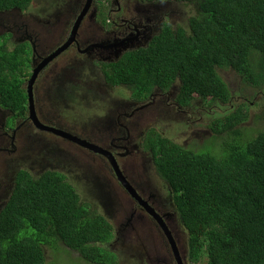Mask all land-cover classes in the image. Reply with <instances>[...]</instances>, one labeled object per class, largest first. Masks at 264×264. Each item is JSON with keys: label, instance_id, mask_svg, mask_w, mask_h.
I'll return each instance as SVG.
<instances>
[{"label": "trees", "instance_id": "trees-1", "mask_svg": "<svg viewBox=\"0 0 264 264\" xmlns=\"http://www.w3.org/2000/svg\"><path fill=\"white\" fill-rule=\"evenodd\" d=\"M171 1L190 7L183 26L160 28L145 50L105 69L106 81L133 84L137 99L156 86L182 106L216 102L221 117L207 126L215 133L212 143L224 142L220 154L208 146L184 147L154 129L143 146L172 192L188 264H264V124L242 128L249 117L241 102L246 96L226 107L234 94L220 76L231 68L254 88L264 82V0ZM30 2L0 0V12L25 11ZM8 37L0 36V106L25 117L27 50L7 47ZM249 104L259 106L257 99ZM87 207L63 174L19 170L7 202L0 203V264H44L43 246L54 239L81 255L93 245L102 255L99 264H115L118 256L104 246L114 237L112 223Z\"/></svg>", "mask_w": 264, "mask_h": 264}, {"label": "flooded vegetation", "instance_id": "flooded-vegetation-1", "mask_svg": "<svg viewBox=\"0 0 264 264\" xmlns=\"http://www.w3.org/2000/svg\"><path fill=\"white\" fill-rule=\"evenodd\" d=\"M154 1L156 0H91V2L59 0L58 3L50 4L47 12L41 17H37L36 20L41 21L39 28L33 26L31 21L29 25L25 21V19L29 20L25 14L26 10L12 8L0 13V28L5 30L3 35H9L8 41H12L11 49L24 45L27 50L26 83L38 69L31 84L34 105L37 98L40 101V105L35 108L38 121L70 136H62L53 130L43 129L42 137L48 142L45 144L48 150L43 148L41 158L48 161L53 156L63 154L64 145L72 147L69 155L72 160L78 161V165L87 173L92 189L103 184L101 186L109 197V205L113 207L116 201L120 202L122 210L116 213V224L123 227L124 217L127 215L130 219L126 221L131 220L132 217H139L141 219L140 226L137 224L139 228L146 229L153 238L165 240L164 246L161 244L164 251L157 253V259H161V263L188 264L184 261V255L180 250L178 254L171 250L169 240L164 233V229H169L172 222L169 211L165 209L170 208L167 204L173 199L168 185L165 183L168 193L162 189L156 195L146 181L127 179L129 175H143L153 181L161 178L155 168L153 155L145 148L142 149L140 143L135 142L134 139L142 137L144 143L149 130L154 129L151 128L153 124L150 123V126L146 124L147 115L156 118V113L166 114L169 106L181 108L167 90L155 88L147 98L137 99L136 94L128 86L110 85L104 73L105 69H110V65L113 64L111 62L118 60L124 52L129 50L126 53H134L145 50L152 39L161 32L160 28L165 25L172 28L183 26L175 23L176 20L172 17L176 12L174 1L156 3L149 6V9L141 6V2ZM50 8H54L55 12H50ZM141 13L148 14L147 20ZM10 15L12 17L7 18ZM172 18L174 22L169 24ZM56 51L58 53H55ZM87 73L91 76L85 75ZM102 86L111 89L124 88L129 91V95L124 96V93L118 92L121 97L110 98L105 107L99 109L88 108L77 111L66 107L69 101L80 95L104 101L109 98V94L102 89ZM164 106H167L165 111H163ZM219 116L220 114L215 115V111L201 115L198 119L201 126L202 121L204 122V127H200L199 130L209 135V138H214L215 133L207 125ZM161 120L157 123L160 124ZM28 122L37 128L28 118L27 113L25 117H19L9 111L5 115L0 113V161L17 150L16 134ZM192 133L193 131L189 132V138H192ZM218 135L216 134L217 138ZM171 137L167 138L179 143L176 135ZM79 143H94L108 150L122 170L126 178L124 181L134 189L138 197L133 196L120 180H115L118 178L117 174L104 155L89 147L80 146ZM36 149L38 153L40 148ZM82 154L85 155V161L82 159ZM38 157L39 154H36L37 159ZM106 181H110L109 186L104 185ZM14 186L13 180H5L4 191L7 189L10 191ZM140 190L146 193L142 195ZM148 216L156 221V226ZM158 220L163 223L162 228ZM138 233L144 232L139 231L136 234ZM143 238L147 239V236ZM167 248L172 258L171 262L166 254ZM141 255L143 257L142 253ZM150 261L153 262L151 259ZM143 262L142 260V264Z\"/></svg>", "mask_w": 264, "mask_h": 264}, {"label": "rangeland", "instance_id": "rangeland-1", "mask_svg": "<svg viewBox=\"0 0 264 264\" xmlns=\"http://www.w3.org/2000/svg\"><path fill=\"white\" fill-rule=\"evenodd\" d=\"M58 1L59 0H33L31 2V5H29L25 11L26 16L29 17V20L25 19V21H27L28 25H29V21H31L33 26L39 28L41 26L40 23L41 21L39 19L36 20L37 17H41L44 14V12H47L50 4L55 2L58 3ZM167 1L168 0H156L154 2H141V6L146 9H149V6H152L153 4L164 3ZM173 6L176 9V12L173 13L172 15V17L176 20L175 23L177 24H183V22L185 23L186 21L185 16L190 12V7L184 6L182 2H175V1L173 2ZM50 12H55V9L50 8ZM141 14L147 20L148 14L145 13H141ZM10 17H12V15L8 16L7 18ZM160 17H161V13H160ZM173 18L170 19L169 24H173L174 22ZM3 34H5V30L0 28V36ZM11 45H12L11 40L6 42L7 47L11 48ZM124 53L118 60L111 63L113 64L117 63L124 56ZM85 75L91 76L90 73H87ZM220 76L222 77L223 80H226L228 86L231 89L232 94H234L231 97L232 101L227 103L225 105L226 107H230L233 104L234 99L237 102V100H239V97L241 95H243L244 97L246 96V100H242L241 102L248 111L249 117L246 120L245 124L242 125V128L243 129L245 127L256 128L258 125L259 126L263 125L264 120L257 119V117L259 116V114L264 113V82L261 84L260 87L254 88L249 83L244 81V79L241 80L239 75L235 73L233 70H231V68L230 69L224 68V70H221ZM125 86H128V88L134 94L135 92L138 93L137 92L138 90L134 89L133 84L132 86L129 85H125ZM155 88L157 87L154 86L152 92L154 91ZM102 89L109 94V98H106L104 101H97L91 97L80 95V96H75L73 100L69 101L66 104V107L70 109H77V111H82V109H88V108L99 109L104 107L110 98L121 97V94H119L118 92L124 93V96L129 95V91L124 88L111 89L107 86H102ZM150 92L143 94L141 99L147 98ZM157 99H159V97H157ZM254 99L258 100L259 106L251 108L249 102L253 101ZM175 101L178 104V107H180L181 109H177L175 107L169 106L167 109V113L164 115H159L158 113H156L157 115L156 118H152L151 115H147L146 123L153 124L151 128H154L163 136L171 137V135H176L178 142L182 143L181 145L184 147L191 148L195 151H200L208 146L209 148H215V149L217 148V150H214V154H220L222 150H218V149L220 148L221 145L224 144V142H219L220 138H218L216 141L219 143L214 144L212 143L213 138H209V135L199 130L200 127L202 128L204 127V122L202 121V126H201V123L198 118L201 117V115H205L207 112L212 111L211 110L212 108L210 107H212L213 104L209 105L203 102L198 104L196 102V107H194L195 104L191 102L188 106L184 107L180 105L176 99ZM259 102H261L263 105L261 106ZM38 105H40V101L37 98L35 108H37ZM0 108L5 109V110L0 109V113L4 115L7 114V111H9L12 114L14 113L16 114V112H13L9 109L3 108L1 106ZM27 112H28V103H27ZM219 113H220L219 111H215V115H218ZM168 118H170V122H172L171 119L174 118L175 120L178 121V123L167 124L165 123L166 121L163 122V120ZM160 119L162 120L159 124L157 123V121ZM162 129H164L165 131ZM190 131H193L192 138H189ZM185 132H187L186 135ZM16 139H18V143H16L17 150H15V152L12 153V155L0 161V188H1L0 200L7 198L12 192V190L8 192L4 191L5 180H13L15 184V178L19 170H25L27 172H30L31 175L36 177H39L43 172L47 170L50 169H51L50 171L57 170V172L65 176L67 183H70L74 186L78 195L80 196L81 201H83L88 205L87 207L88 210L97 214L104 215L107 219L111 221L112 224L114 223L116 226L121 227L120 225L116 224V219H117L116 213L122 210L120 202L116 201L113 204V207L112 205L111 206L109 205V199H108L109 197L104 193V188L101 186L103 184H99L98 185L99 187L96 185L97 188L92 189V185L90 183L91 180L87 175V173H85L83 169L78 165L79 162L72 160V157L69 155L70 154L69 150L72 147H70L69 145H64L63 154H61L60 156L57 155L53 156L49 158L48 161H45L44 158L43 159L41 158V154H43L44 149L48 150L45 148V144H47L48 142H46L43 139L42 130L35 128L30 122L24 124L21 131H19L16 134ZM142 139L143 138L141 137L138 139H134V141L140 143V147L144 149V147L141 145V143H143ZM243 140L247 141L248 140L247 136H245ZM211 143L214 144L213 147ZM36 148H40L38 150V153ZM36 154H39L38 159L36 158ZM47 162H49V164H47ZM127 167L129 168V163ZM120 177L124 178V176H120ZM127 179H131V176L128 177ZM156 179H157L156 181L153 180H144V181H146L148 187L151 188L154 194L160 193L162 189H164L166 193H168V189L165 186V181L162 180V178H156ZM115 180H119V179L117 178ZM104 185L109 186L110 181H107V183H105ZM4 194H7V196L5 197ZM167 205L170 206L171 208L173 207L172 202H168ZM149 218L152 221V223H154L153 219L151 217ZM127 219H130L129 215L124 217L125 224H123V227H121V232L119 233V235H117L116 233L115 225H112L114 237L107 244L104 245L111 253L113 254L116 253V255L118 256V260H116L115 264H142V260L145 262V264H148L147 261H149L150 264H163L161 263V259H157L158 252L153 254V252H156L158 249L157 244L153 241V237L147 232L146 229H143L142 227L139 228L138 225H134L133 223L132 225L131 224L129 225V228H127L126 227ZM139 231L144 233H138L137 235L136 233ZM25 232L31 233L32 230L28 228L25 230ZM142 236H147L148 239L147 243L144 244V241L141 238ZM46 238L50 242L51 238L49 237ZM138 238L139 240L137 241L140 246L135 250L131 249L132 247H134L133 245L130 244L131 240ZM43 250H44V259H45L44 264H99V261L102 258V255L99 252V250L96 249L93 245L90 246V249L89 251L86 252V255L83 254L81 255L79 252L75 250L68 249L62 242L56 239L52 240L50 243L43 246ZM127 252H129L130 254ZM141 253L143 254V257ZM168 257L171 262L172 258L169 255ZM150 259L153 262H151Z\"/></svg>", "mask_w": 264, "mask_h": 264}, {"label": "water", "instance_id": "water-1", "mask_svg": "<svg viewBox=\"0 0 264 264\" xmlns=\"http://www.w3.org/2000/svg\"><path fill=\"white\" fill-rule=\"evenodd\" d=\"M88 2H91V0H88ZM6 11H8V10H6ZM6 11H2V12H6ZM2 12H0V13H2ZM55 53H58V51H56ZM37 70L38 69H36L34 71L31 79L26 83V95H27V103H28V118L36 125L37 128H39L41 130H43V129L53 130L57 134H60L62 136H66V137H70L69 135H67L65 132H63L61 130H55V129L49 128V127H47L45 125H42L38 121V119L36 117L35 105H34V97H33L31 84H33V80L35 79ZM146 124L148 126H150V123H146ZM72 139H74V138H72ZM79 144H80V146L89 147V149H93L94 151L99 152L102 155H104L107 158V160L110 163V165L112 166V168L115 170V172H116V174L118 176V179L123 183L125 188L128 191H130V193L133 196H137V194L135 193L134 189H132V187H129V185L124 181V179H126V178L125 177L124 178L120 177V176H124V174H123L122 170L120 169L119 165L117 164L116 160L113 158V156L110 154V152L108 150H106V149H104V148H102V147H100V146H98V145H96L94 143H79ZM81 156H82V159L85 161V159H86L85 155L82 154ZM130 176H131V179L150 180L149 178H147L146 176H143V175H129L128 177H130ZM144 178H147V179H144ZM105 183H107V181ZM8 190L9 189H7V191ZM145 193H146V191L140 190V194L144 195ZM6 196H7V194H5V197ZM6 202H7V198H4V199L0 200V203H6ZM158 222L161 225L160 227L162 228L164 226L163 223L160 220H158ZM115 229H116L117 235H119V233L121 232V227H118V226L115 225ZM122 231H123V229H122ZM141 238L143 239L144 242H148V239L143 238V236ZM137 240H139V238L131 240L130 244L134 246L132 248L130 247L131 249L135 250V249H137L140 246ZM127 253H129V252H127Z\"/></svg>", "mask_w": 264, "mask_h": 264}, {"label": "bare ground", "instance_id": "bare-ground-1", "mask_svg": "<svg viewBox=\"0 0 264 264\" xmlns=\"http://www.w3.org/2000/svg\"><path fill=\"white\" fill-rule=\"evenodd\" d=\"M242 79V78H241ZM224 82L226 83V85H227V87H228V89H230V87L228 86V84H227V82H226V80H224ZM197 103L198 104H200L201 102L200 101H197ZM193 104H195V106L194 107H196V102L195 103H193ZM216 105V102L213 104V106L212 107H210V108H212L211 110L212 111H219V108L217 107V106H215ZM167 106H164L163 107V111H165V108H166ZM193 107V108H194ZM192 108V109H193ZM191 109V110H192ZM220 114V113H219ZM219 117H221V116H219ZM219 117H217V118H219ZM216 118V119H217ZM166 122L165 123H178V121L177 120H175L174 118H172L171 119V121L172 122H170V118H168V119H166L165 120ZM218 137H219V135H218ZM209 139V138H208ZM215 144V143H214ZM172 202V201H171ZM173 204V203H172ZM154 210H155V208H153ZM165 209H167L169 212V214L171 215V217H170V219L172 220V222H171V225H169V229H164V233H165V235H166V237L168 238V240H169V244H170V248H171V250L175 253V254H178V250H180L181 251V254L182 255H184L183 256V259H184V261H186V263L188 262V259H187V249H186V243H185V241L184 240H186V237H185V235H184V227H183V224H182V220H181V218H180V216H179V214L177 213V212H175V209H174V206L171 208H165ZM138 211V210H137ZM174 215H173V214ZM153 219V218H152ZM133 220V221H132ZM153 221H154V224L156 225V221L153 219ZM140 222H141V219L138 217V218H136V217H132V219L131 220H128L127 222H126V227L127 228H129V225L131 224L132 225V223L134 224V225H139L140 224ZM140 226V225H139ZM130 229H131V227H130ZM153 241L157 244V251H156V253L157 252H161V251H164V248L162 249V246H161V244H163V246H164V243H165V240H163V239H161V238H158V237H156V238H153ZM167 247V246H166ZM166 254L167 255H169V252H168V248H167V250H166ZM170 256V255H169ZM147 263L148 264H150V262L149 261H147ZM143 264H145V262H143Z\"/></svg>", "mask_w": 264, "mask_h": 264}, {"label": "clouds", "instance_id": "clouds-1", "mask_svg": "<svg viewBox=\"0 0 264 264\" xmlns=\"http://www.w3.org/2000/svg\"><path fill=\"white\" fill-rule=\"evenodd\" d=\"M24 89H25V91H26V82L24 83ZM27 115H28V112H27Z\"/></svg>", "mask_w": 264, "mask_h": 264}]
</instances>
